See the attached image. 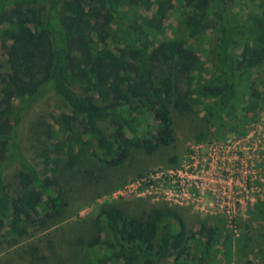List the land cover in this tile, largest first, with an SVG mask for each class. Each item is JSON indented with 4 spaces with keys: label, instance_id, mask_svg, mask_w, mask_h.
Instances as JSON below:
<instances>
[{
    "label": "trees",
    "instance_id": "16d2710c",
    "mask_svg": "<svg viewBox=\"0 0 264 264\" xmlns=\"http://www.w3.org/2000/svg\"><path fill=\"white\" fill-rule=\"evenodd\" d=\"M170 14L176 24L172 35L164 36L160 30ZM4 15L0 249L7 250L0 264H73L60 250L46 252L57 239L55 228L76 225L70 217L107 188L93 180L79 192L54 179L55 193L45 183L48 172L72 170L91 156L119 166L131 145L148 153L171 146L173 110L190 112L201 104L206 122L228 127L224 116L231 108L250 102L253 113L264 108V0H0ZM104 49L113 53L110 63L98 58ZM207 63L205 80L199 72ZM53 97L66 110L59 129H67L56 132L52 126L48 132L61 141L38 149L40 171L25 149L24 119L31 121L35 107ZM245 123L241 117L231 130L245 134L240 129ZM127 133L139 140L129 143ZM177 159L169 154L165 165ZM71 200L82 204L72 207ZM255 207L256 217L264 218V202ZM95 208L94 235L75 264H162L171 249L175 264H221L224 249L231 257L253 241L247 235L221 239L206 225L190 232L182 213L170 206L153 205L144 215L117 203ZM259 236L260 262L243 264H264V232Z\"/></svg>",
    "mask_w": 264,
    "mask_h": 264
},
{
    "label": "rangeland",
    "instance_id": "374dc122",
    "mask_svg": "<svg viewBox=\"0 0 264 264\" xmlns=\"http://www.w3.org/2000/svg\"><path fill=\"white\" fill-rule=\"evenodd\" d=\"M11 20L14 21L13 17L10 15ZM8 20V16H0V27L5 24ZM175 14H170L165 18L163 27L160 33L164 36H171L173 26L175 23ZM160 34V35H161ZM7 42H4V44ZM113 53L111 50L104 49L99 51L98 58L103 62L110 63L113 60ZM6 58V47L0 40V65ZM210 65L207 63L203 67V70L199 72L205 80L209 79ZM250 105L239 106L237 109L231 108L228 113L224 116L226 119V124L229 123L228 127L224 123L218 126V123L209 124L203 119L204 109L202 105H197L192 108L190 112H178L177 110L172 111V121L175 129V141L171 146L158 147L153 152L148 153L144 148H139L132 146L129 158L125 163L114 166L99 162L92 156L82 159L76 167L72 170H60L56 169L54 175L52 176L49 172L46 174L44 180L45 183L52 187V190L56 193L57 184L54 183L58 181L62 185L76 188L79 190H86L89 186L90 181H98L102 185L100 188L106 187L107 190L102 193L101 197H98L95 202L89 201L83 204L79 210L76 217H70L76 219L73 224H66L63 226H57L55 229L56 237L55 241L49 246V249L60 250L64 253L63 257L70 259L73 264L79 261L87 249L88 240H91L94 235V228L92 226L95 215V207L102 202L117 203L121 205L128 213L132 215H144L143 213L149 211L153 205L160 206L161 208L170 206L178 209L183 215L186 225L190 232H198L202 228V225L209 226L213 228L221 239L225 236L230 235L234 241L241 239L243 236L247 235L253 240L249 248H238L232 253L230 257V252L226 248L224 249L223 255L226 256L225 259H221V264H232L235 261L243 264L246 260L251 259L253 263H259L261 254L259 251L260 243L262 237H260V232H264V218L256 214L259 212V208L255 207L257 203L264 202V108L259 112L253 113ZM40 109L43 111L40 112ZM66 110L62 107L61 100L59 98H51L47 100L43 107H35L34 117L29 120V118L24 119V127L22 132V138L25 145L26 152L28 155L37 162L40 158L37 157L38 149H42L48 146L49 142L61 141V137L52 136L49 137L47 134L50 130L56 132H61L66 129H59L60 116L65 114ZM243 117L246 123L240 127V129L245 130V134H237L231 128L238 122L240 118ZM63 119V118H62ZM30 121V123H29ZM155 124V121H152ZM104 124V123H103ZM53 126V127H52ZM106 126V124H105ZM112 129V126H110ZM68 132V131H67ZM66 133V132H65ZM64 134V133H63ZM127 138L129 143L132 140H139L138 136H133L127 133ZM244 138L246 145L255 146V152L261 153L262 158L255 163V166L261 167L260 173H256V177L262 176L263 181H255L256 192H254V201L245 206L239 211L234 219V227L228 223V219L222 214V212L216 209H207L208 203L212 200V196L207 194L204 199V208L206 210H198L191 204H175L167 199H165L161 193V189H157L158 193L154 191L149 192L142 190H136L132 192H126L124 190L125 185L135 178H137L138 173L146 174L149 172H155L162 170L163 168H168L165 165V160L169 154L175 153L178 162L170 167L177 168L186 161L192 155L193 150L198 149L204 156L207 155V147L212 142L220 141H232L234 139ZM243 145V143H241ZM60 156L65 157L64 152L60 151ZM53 155V153H52ZM229 157V154H226ZM58 165L61 167L62 163L59 161ZM40 171L43 170L42 164H38ZM89 173H92L89 174ZM9 181L13 182L10 178ZM86 181V182H84ZM84 183H87L86 185ZM12 185V184H11ZM165 186H163L164 188ZM82 192V191H79ZM72 207L81 205L82 203L74 202L71 200ZM264 217V214H263ZM234 230H233V228ZM244 237L241 239L243 240ZM59 242V248L57 246ZM2 245L1 247H6ZM91 246V245H90ZM7 249H0V254H3ZM6 253V252H5ZM5 253L3 255H5ZM2 255V256H3ZM11 258L14 259L13 253L10 254ZM62 256V255H61ZM175 253L171 249L169 254L162 260V264H175ZM226 258H228L226 260ZM16 263V260H15Z\"/></svg>",
    "mask_w": 264,
    "mask_h": 264
},
{
    "label": "built area",
    "instance_id": "2783aa9c",
    "mask_svg": "<svg viewBox=\"0 0 264 264\" xmlns=\"http://www.w3.org/2000/svg\"><path fill=\"white\" fill-rule=\"evenodd\" d=\"M243 139L212 142L207 147L206 156L198 149L193 150L190 158L180 167L168 166L141 174L127 183L124 190L132 192L143 189L158 193L159 188V193L168 201L180 205L191 204L200 211L206 210L204 199L210 194L212 200L207 209L222 212L234 227V219L239 211L255 199L254 182L263 181L262 176L256 177L261 167L255 166L263 155L255 152V146L246 145Z\"/></svg>",
    "mask_w": 264,
    "mask_h": 264
}]
</instances>
